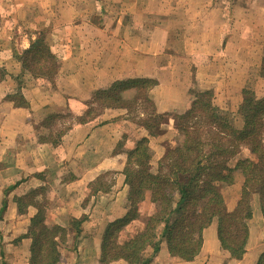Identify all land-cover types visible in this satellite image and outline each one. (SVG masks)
Here are the masks:
<instances>
[{"label": "crops", "instance_id": "1", "mask_svg": "<svg viewBox=\"0 0 264 264\" xmlns=\"http://www.w3.org/2000/svg\"><path fill=\"white\" fill-rule=\"evenodd\" d=\"M38 37L56 58L53 77L23 67ZM263 67L264 0H0V264H33L30 229L42 211L48 226L66 232L56 237V264H103L106 227L128 211V150L148 137L159 160L171 142L165 140L172 121L153 136L141 124L144 110L131 119L125 108H106L94 119H77L56 141L47 116L61 114L54 123L66 112L81 116L95 91L149 79L147 102L140 98L135 109L183 111L197 93L213 90L215 104L242 120L243 90L264 97ZM122 93L132 98L136 89ZM245 156L255 158L239 152L231 166ZM243 181L236 172L226 187L235 195L223 192L230 211ZM145 206L139 212H148ZM252 209L241 259L222 247L214 219L195 259L173 257L162 241L149 264H258L264 214L257 196ZM82 218L80 231L74 220Z\"/></svg>", "mask_w": 264, "mask_h": 264}, {"label": "trees", "instance_id": "2", "mask_svg": "<svg viewBox=\"0 0 264 264\" xmlns=\"http://www.w3.org/2000/svg\"><path fill=\"white\" fill-rule=\"evenodd\" d=\"M23 67L34 75L39 73L53 77L56 58L38 37L23 56ZM264 68V67H263ZM264 74V70H263ZM264 76V75H263ZM153 81L149 79L127 80L109 89L95 91L85 113L78 121L96 118L95 107L127 108L146 99ZM136 89V95L127 98L122 91ZM244 99L238 109L242 125H236V114L223 110L214 102V91L197 93L191 106L183 111L158 113L150 106L151 117L142 120L150 134L165 132L164 125L174 122L175 131L183 133L173 146L167 144L164 155L153 171V150L148 137L136 140L127 152L124 169L128 185V211L106 227L101 244V263L109 264L125 260L127 264H149L166 242L169 253L183 260H193L201 252L203 231L214 219L218 222L221 245L231 257L241 259L249 240V220L253 215L252 199L259 195L264 214V97L257 98L253 90H243ZM149 101V100H148ZM148 105V104H146ZM61 116H47L49 124ZM98 116V115H97ZM65 130L57 135L56 141ZM242 146L249 147L254 159L241 158L234 166L230 160ZM236 172L243 175L241 195L234 210L226 207L223 188L234 184ZM103 187L108 186L102 183ZM149 202L148 212H139L142 203ZM82 219L74 220L80 228ZM135 226L134 230L130 229ZM33 237L32 263L56 264L60 259L57 245L65 238V229L48 226L43 211L31 225ZM126 232L125 238H122ZM149 247L153 253H146ZM258 264H264V253Z\"/></svg>", "mask_w": 264, "mask_h": 264}, {"label": "rangeland", "instance_id": "3", "mask_svg": "<svg viewBox=\"0 0 264 264\" xmlns=\"http://www.w3.org/2000/svg\"><path fill=\"white\" fill-rule=\"evenodd\" d=\"M6 1V0H5ZM16 1H19V0H16ZM95 107H97V109L98 110H96L95 111V113H97L96 114V117H99L103 112H101L102 110H103V107H102V105H100V104H96L95 105ZM126 110H127V112H128V115H129V117L131 118V119H134V118H136V119H138V117L139 116H141V114H142V112H143V110L145 111V117H144V119L146 118V117H151L150 115H149V113H148V111L151 109V107L149 106V105H144V107L142 108V109H140V108H134V106H131L130 107V109L128 110L127 108H125ZM144 113V112H143ZM98 115V116H97ZM77 119H79V116H76V115H74L73 113H71V112H66V113H64V115H63V118H61L60 120H57V122L56 123H51V124H49L48 123V128L49 129H51V130H54V132L57 134V135H59L60 134V132H62L63 130H66L68 127H69V125H71L74 121H76ZM241 119L239 118V117H237L236 118V120H235V122H236V125L237 126H241L242 125V123H241ZM172 123V130H170V135H171V137L170 138H168V139H166L165 141H171L170 142V144H173V146L174 145H176V143L178 142V141H180L181 139H182V137H183V133L182 132H178V131H175V128H174V122H173V120H172V122H170V124ZM165 126V125H164ZM240 154L242 153V154H245V153H248V152H250L249 151V147H247V146H242V148L240 149ZM154 153V152H153ZM254 155V154H253ZM255 156V155H254ZM245 158H248V157H246L245 156ZM233 160V159H232ZM231 164H233V161H231L230 160V165ZM157 166H158V160L155 158V156H153V160H152V168H153V171H156V169H157ZM107 177H108V180H111V181H113L112 180V174L111 173H109V174H107ZM235 178H236V176H235ZM243 179H244V177H243ZM235 183V182H234ZM230 186V185H229ZM227 187V186H226ZM226 187H224L223 188V192L226 194V192L227 191H229V190H226L227 188ZM232 191V190H231ZM231 191H229L230 193L229 194H231L232 196L233 195H235V194H233V193H231ZM240 193H241V190H240ZM254 196H257L258 197V199H259V195H257V194H255ZM253 200V199H252ZM143 204L144 205H146L145 207V209H146V211H148V209H149V206H150V204H149V202H146V203H142L141 204V206L140 207H143ZM135 226L136 225H134V226H131L130 227V229H132V230H134V228H135ZM125 236H126V232L125 233H123V235H122V238H125ZM153 253V251H148V255H150V254H152Z\"/></svg>", "mask_w": 264, "mask_h": 264}]
</instances>
